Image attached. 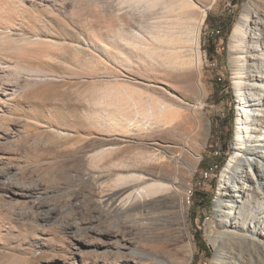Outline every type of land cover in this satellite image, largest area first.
<instances>
[{"label": "rangeland", "instance_id": "obj_1", "mask_svg": "<svg viewBox=\"0 0 264 264\" xmlns=\"http://www.w3.org/2000/svg\"><path fill=\"white\" fill-rule=\"evenodd\" d=\"M257 3L0 0V264H213L216 251L219 264H264V188L231 193L232 210L218 200L260 64L250 32L237 52L231 34L264 18ZM221 19L232 29L213 63L205 38ZM217 79L232 92V139L227 96L212 106ZM246 120L264 128V116ZM225 148L206 175L202 159ZM153 185L176 193L140 195ZM195 188L209 210L191 209ZM194 228L208 261L194 260Z\"/></svg>", "mask_w": 264, "mask_h": 264}, {"label": "bare ground", "instance_id": "obj_2", "mask_svg": "<svg viewBox=\"0 0 264 264\" xmlns=\"http://www.w3.org/2000/svg\"><path fill=\"white\" fill-rule=\"evenodd\" d=\"M258 7L264 9V0H260V3H257ZM264 11V10H263ZM248 21H244L242 25L236 27V29L231 34V49L232 52H237L242 46L241 43L246 38L247 32H250L249 43L246 46V49L251 46L253 50L256 51V54L260 58L259 66H251L252 68V79L249 84L250 92L255 94L256 90V100H251L250 95H246L247 100H249V106L241 105L238 108V111L242 113L241 118L239 119L237 126V137L235 140V147L233 151V156L226 164L223 169L221 180H220V191L218 194L219 202L226 200L229 202V208L232 210L235 204L239 199H231V193L236 192V197L243 193V189L246 190L245 186L248 185L249 188H264V128L259 131H250L247 130V120L258 121L262 116H264V82L261 79L264 75V18L256 17L254 20L252 28L248 25ZM260 67V68H259ZM201 87V86H200ZM9 87L3 89L8 92ZM252 90V91H251ZM244 95H240L239 99L243 103ZM250 107V108H249ZM159 108V107H158ZM160 109V108H159ZM158 109V110H159ZM163 110V108H161ZM256 111L257 113H253ZM246 120L243 122V120ZM243 131V132H241ZM257 160H255V159ZM160 191H168L170 195H175L176 191L174 186L165 187L163 185H153L152 187H147L145 190L140 192L144 198H149L151 194L158 193ZM238 195V196H237ZM133 197V194L127 198L130 201ZM177 216L183 221L184 213L186 207L181 202V205L178 207ZM185 246L180 249H185ZM260 255V254H259ZM147 256L148 259H153ZM180 254L176 255L175 261L178 264L183 263V259L179 258ZM221 261L219 252L216 251L214 255V263L219 264ZM259 264V263H258Z\"/></svg>", "mask_w": 264, "mask_h": 264}, {"label": "trees", "instance_id": "obj_3", "mask_svg": "<svg viewBox=\"0 0 264 264\" xmlns=\"http://www.w3.org/2000/svg\"><path fill=\"white\" fill-rule=\"evenodd\" d=\"M212 31L211 35L209 37H206V42L204 45V49L207 53L208 59L211 62H216V45L219 41L222 40L223 43H226L228 36L232 29V23L228 22L227 20L221 19L218 23L215 25H211ZM213 88H214V94L219 95L221 94V97L219 99H214L212 106H221V104L224 101L223 95L227 96V100L230 102L231 107L228 111L227 115V127L229 132V139H232L233 135V122H234V111L232 109L233 107V96L232 92L229 89V82L228 80H222L217 79L213 82ZM226 120V117L224 118H217ZM225 148L219 156H213V154L209 157L206 156L202 159V161L199 164V168L203 170V172L207 174H213L222 169V167L226 163V151ZM201 186V182H196L195 186ZM214 180L213 184H211L212 191L214 190ZM192 201H191V209L196 212L197 210H209L212 204V196L208 195L207 193L203 192L202 190H199L198 188H195L191 195ZM190 221H194L197 216L196 215H190L189 216ZM192 239L193 243L196 247V251L194 253V260H196L200 255L203 256L207 261L211 259L212 257V251L207 244L202 232L197 230V228H194L192 231Z\"/></svg>", "mask_w": 264, "mask_h": 264}]
</instances>
